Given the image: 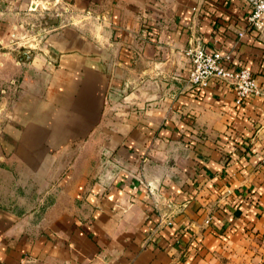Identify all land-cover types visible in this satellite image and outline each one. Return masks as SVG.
<instances>
[{"label": "crops", "instance_id": "0c3cea01", "mask_svg": "<svg viewBox=\"0 0 264 264\" xmlns=\"http://www.w3.org/2000/svg\"><path fill=\"white\" fill-rule=\"evenodd\" d=\"M49 11L58 24L37 29ZM248 15L243 0H0V264H264V35ZM196 40L262 94L192 86Z\"/></svg>", "mask_w": 264, "mask_h": 264}, {"label": "built area", "instance_id": "2783aa9c", "mask_svg": "<svg viewBox=\"0 0 264 264\" xmlns=\"http://www.w3.org/2000/svg\"><path fill=\"white\" fill-rule=\"evenodd\" d=\"M249 8L248 26L264 35V0H243ZM191 60L189 82L196 88L209 87L213 79L227 81L234 86L236 103L242 104L249 96L260 95L262 90L249 69L229 70L224 64V56L218 51H208L200 40L189 50ZM13 83V82H12ZM0 87V103L7 90L6 84ZM170 224V223H169Z\"/></svg>", "mask_w": 264, "mask_h": 264}, {"label": "rangeland", "instance_id": "374dc122", "mask_svg": "<svg viewBox=\"0 0 264 264\" xmlns=\"http://www.w3.org/2000/svg\"><path fill=\"white\" fill-rule=\"evenodd\" d=\"M56 12L55 11H49V15H47L46 19H42V20H44L42 23L48 22V21L52 20L53 18H55ZM39 26L40 25H37L36 28L40 29ZM41 28H43V27H41ZM13 41H15V40H13ZM37 43H38V40H37ZM29 46H31V45H29V43H23V42L16 44V47H18V48L19 47L24 48V47H29ZM1 48H9V46L7 45V41L4 42V41L0 40V52L2 51ZM14 48H15V46H14ZM1 82L2 81H0V87H2ZM73 153H74V151H73ZM73 153H72V155H73ZM69 160H70V158H69ZM36 189H37L36 192L38 193V190H40L41 188L38 186V187H36Z\"/></svg>", "mask_w": 264, "mask_h": 264}, {"label": "water", "instance_id": "95a60500", "mask_svg": "<svg viewBox=\"0 0 264 264\" xmlns=\"http://www.w3.org/2000/svg\"><path fill=\"white\" fill-rule=\"evenodd\" d=\"M59 20L57 18H53L52 20L48 21V22H44L42 23L39 27H49V26H53V25H56L58 24ZM20 56H19V60L20 61H27L28 60V54H26V51L23 49V50H20Z\"/></svg>", "mask_w": 264, "mask_h": 264}]
</instances>
